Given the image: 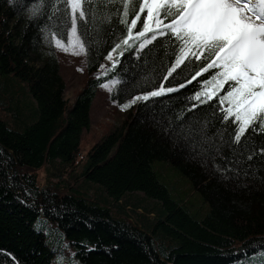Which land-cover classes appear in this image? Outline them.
<instances>
[{
  "label": "trees",
  "instance_id": "1",
  "mask_svg": "<svg viewBox=\"0 0 264 264\" xmlns=\"http://www.w3.org/2000/svg\"><path fill=\"white\" fill-rule=\"evenodd\" d=\"M41 2L0 0V264H54V248L42 227H34L39 217L49 234L75 246L79 264H255L251 255L264 253L257 246L264 242L260 156L247 160L245 150L236 166L250 175L242 172L239 179L223 180L213 166L164 131L182 120H209V135L220 126L207 105L185 111L194 103L185 97L199 90L197 81L178 92L137 101L136 111L89 149L82 173L86 184L76 194L39 186L35 170L45 164L58 159L75 165L81 133L90 125L93 100L104 82L119 80L120 102L152 90L151 84L176 87L177 83L162 80L175 58L159 46L147 67L129 49L115 69H110L111 62L105 63L110 70L101 75L107 50L118 40L111 31L105 36L98 21L89 17L86 43L91 41L92 50L85 52L87 75L67 109L51 33L67 42L70 8L65 12L62 0H43L46 15L35 17L32 7ZM119 7L117 0L111 11ZM139 27L138 22L136 30ZM84 28L78 19V33ZM113 31L120 38L127 34L122 25H115ZM105 40L108 48L103 47ZM157 68L159 81L153 76ZM191 75L194 71L187 79ZM16 79L26 83L30 99L11 93ZM155 162L175 166L188 178L207 204L204 215L169 193L154 170Z\"/></svg>",
  "mask_w": 264,
  "mask_h": 264
},
{
  "label": "snow or ice",
  "instance_id": "2",
  "mask_svg": "<svg viewBox=\"0 0 264 264\" xmlns=\"http://www.w3.org/2000/svg\"><path fill=\"white\" fill-rule=\"evenodd\" d=\"M62 2L66 5L65 12L71 10L67 43L56 38L55 32L51 35L64 51L71 47L73 54L78 55L92 50L91 41L86 43L87 22L91 17L94 23L98 21V28L105 36L111 31L118 40L110 48L108 40L103 44L108 48L105 59L111 62L110 69L122 63L120 57L129 49L146 67L157 46L174 56L162 80L177 82L176 87H166L162 82L151 84L152 90L133 96L122 108L178 92L186 84L197 81L199 90L185 97V101L194 103L185 111L191 113V109L207 105L212 120L220 126L209 135V120L196 119L189 123L182 120L175 126L170 124L164 131L194 157L213 166L223 180L239 179L242 172L244 176L250 175L236 166L241 163L245 150H248L247 160L259 155L264 164V0H119L120 7L115 12L111 6L117 0H95V4L93 0ZM44 7L43 0L41 4H34L33 16L43 18ZM78 19L85 25L82 34L77 31ZM138 22L141 26L136 30ZM115 25H122L127 34L120 38L113 31ZM77 48L79 52L75 51ZM100 68L105 70L101 75H107L110 70L104 64ZM159 71V68L153 70L157 81L161 79ZM193 71L191 80L187 79ZM205 73L209 74L208 78L202 76ZM180 79L184 83H178ZM109 83L119 81H106L102 86L108 87ZM257 246L264 248V242ZM62 260V256L58 257V261Z\"/></svg>",
  "mask_w": 264,
  "mask_h": 264
},
{
  "label": "rangeland",
  "instance_id": "3",
  "mask_svg": "<svg viewBox=\"0 0 264 264\" xmlns=\"http://www.w3.org/2000/svg\"><path fill=\"white\" fill-rule=\"evenodd\" d=\"M55 49L57 61L59 63V72L65 82L63 98L66 100V108L70 109L72 102L86 79V56L85 52H80L78 55L73 54V49L71 47H69L68 51H64L63 47L58 46L56 42ZM75 51L79 52V49L77 48ZM108 62L110 61L106 60L104 64ZM112 80L119 81L117 78H113ZM119 83H109L108 87H104L102 86L105 84L104 82L98 89L90 112V125L88 129L83 130L81 133L80 150L76 157L75 165H67L58 159L45 164L41 168L35 170L39 186L46 187L54 192L76 194V190L80 191L82 186L86 184V180L82 173L86 165L89 149L103 136L112 132L115 127L120 126L126 116H128L130 112L134 113L138 106V104L136 105L135 103L132 104L131 107H121L122 103L126 104L132 97L123 102L119 101L116 97L118 95L117 86ZM123 90L124 88L119 91V95L123 96ZM10 91L17 96V98L24 97L30 99V96H28V88L23 81L16 79L15 82L11 83ZM113 95L115 98H113ZM154 170L173 197L183 202L186 207L189 205L191 210L200 209L199 216L204 215L207 210V204L202 201V195L197 190L193 189L192 183L180 170L175 166L166 167L163 165V162H155ZM89 184L92 188L98 187V185L94 183ZM34 227H42L46 234L48 245L54 248V264H79L75 255V246L69 244L68 240L57 234H49V229L42 217L35 220ZM262 253L252 254L251 262L255 264H264V254ZM60 256L63 257L62 262L58 261V257Z\"/></svg>",
  "mask_w": 264,
  "mask_h": 264
}]
</instances>
